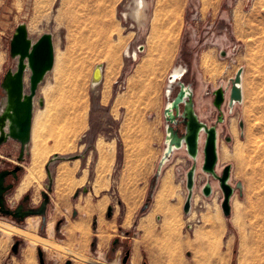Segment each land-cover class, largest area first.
<instances>
[{
	"label": "rangeland",
	"instance_id": "rangeland-1",
	"mask_svg": "<svg viewBox=\"0 0 264 264\" xmlns=\"http://www.w3.org/2000/svg\"><path fill=\"white\" fill-rule=\"evenodd\" d=\"M128 1L0 0V107L7 97L5 75L16 68L10 48L17 26L26 24L33 40L54 33L57 47L55 70L38 89L46 110H38L44 106L38 104L34 131L42 127L47 145L46 177L39 189L32 187L13 199L33 141L22 160L18 142L0 144V170L23 167L8 204L15 207L29 194V204L37 206L47 192L46 220L31 216L19 224L3 214L0 220L77 253L83 239L77 228L88 225L83 254L109 264H124L127 251L126 264H133L138 242V264H169L171 258L182 264H264V0H150L149 24L142 34L124 17ZM140 45L144 49L136 58L126 53ZM99 63L105 76L94 92L91 79ZM177 65L185 68L182 82L193 87L200 119L221 131L226 159L219 172L235 163L231 184L243 183V192L237 189L232 197L230 217L224 215L218 188L207 198L202 221H195L196 214L189 219L183 173L194 161L181 148L165 164V104L175 98L179 84L173 85L170 99L166 92ZM239 70L244 100L229 109ZM120 76L123 87L116 84ZM220 89L227 91L221 110L214 105ZM182 119L175 118L180 134L185 131ZM66 137L69 142L60 144ZM55 153L72 154L76 160L50 166L54 176L49 190L46 165ZM202 161L194 189L197 201L206 198V178L217 182L201 171ZM147 215L156 231L145 237L139 222ZM6 239L0 264H26L31 239L15 233ZM17 241L21 247L14 254ZM38 247L46 264H88L40 243L34 248V264H40Z\"/></svg>",
	"mask_w": 264,
	"mask_h": 264
},
{
	"label": "water",
	"instance_id": "water-1",
	"mask_svg": "<svg viewBox=\"0 0 264 264\" xmlns=\"http://www.w3.org/2000/svg\"><path fill=\"white\" fill-rule=\"evenodd\" d=\"M144 49V46H141ZM11 57L17 60V65L14 70H9L5 75L3 81V88L7 93L6 106L3 107V102L0 107V144L6 143L10 140L18 142L20 144V159H24L26 153L29 152V146L32 141V128L33 118L35 111V98L40 89V84L44 81L46 74H48L55 65V44L54 38L51 33H44L37 40H32L30 37L28 27L24 23H20L11 40L10 48ZM99 67L95 68L92 85L95 84V78L98 76ZM31 73L29 76V87L27 89L26 74ZM242 81V70H239L236 77L232 81V88L229 95V109H232L234 105L242 101L243 92L239 86ZM176 83H173V85ZM171 90L173 91V86ZM167 89V94L168 90ZM170 91V93L172 92ZM170 95V94H169ZM193 98V96L191 97ZM226 99L225 93L222 89L215 93L214 105L221 110L224 100ZM40 106L44 105V99L39 101ZM187 110V113L185 114ZM181 116L185 120V133L179 135V133L173 128H168L167 136V150L166 156L171 154L174 147L185 148L190 158L194 161L189 172L187 173V189L188 196L184 204V212L188 214L192 207V199L194 195V189L196 185V173L198 169L197 158L201 153L202 164L201 171L207 174L209 177H213L218 182V187L223 193L222 210L226 217H230L232 213L231 201L232 197L237 189L242 190V183L238 182L234 187L231 184V165L224 166L223 170L219 172V152L218 141L219 131L218 125H209L202 121L194 112V108L187 106ZM223 121V120H222ZM222 121H218L222 122ZM171 135V138L169 137ZM203 136V138H202ZM54 159V158H52ZM56 159V158H55ZM59 159V157H57ZM48 169L50 168L48 164ZM4 173H0V213L12 218L20 216L16 222L21 224L27 217L33 215H41L46 220V208L48 206L50 197L47 192H43V203L40 209L29 208L26 211L20 212L19 210H13L7 208L4 198V193L12 187L6 188L4 186ZM210 181V180H209ZM48 189L52 190V179L49 180ZM214 187L211 182H207L203 188V194L209 197L213 194ZM30 195H26V198ZM146 209V208H145ZM77 214L75 213V216ZM112 216V208L109 209L108 217ZM7 229L15 231V234L29 238L42 245L54 247L55 249L70 255L75 259L82 260L88 264H109L102 262L87 256H83L71 249L65 248L59 244H55L39 235L33 233H27L15 227L6 226ZM58 230V228H57ZM118 240L114 241V244ZM21 241H17L12 246L14 254H18ZM96 243L93 244V247ZM40 264H46L44 257V250L38 247ZM131 252L127 251L123 263L126 264L130 258ZM4 264H8L5 262ZM68 264H73L72 260H69Z\"/></svg>",
	"mask_w": 264,
	"mask_h": 264
},
{
	"label": "bare ground",
	"instance_id": "bare-ground-1",
	"mask_svg": "<svg viewBox=\"0 0 264 264\" xmlns=\"http://www.w3.org/2000/svg\"><path fill=\"white\" fill-rule=\"evenodd\" d=\"M150 9H151V1L150 0H129L128 1V4H127V7L125 8V11H124V17H125V19L127 21H129L130 23H132V27H134L140 34H142L143 32H146V29H147L148 24H149ZM52 34H53V37H54L55 50L57 52L55 35H54V33H52ZM31 38L33 40V36ZM125 49H124V51H125ZM141 50L142 49H141V45H140L139 47L135 46L132 50L131 49L130 50L128 49L126 51V53L130 57H135L136 58L138 56V51L141 52ZM56 60H57V56H56ZM56 60H55L54 68L49 73H51V72H53L55 70ZM0 61H1V58H0ZM16 65H17V60H16ZM97 66L99 67L98 76H97V78H95V82L96 83L93 84V86H92L94 92H96V90L98 88L97 87L98 84H100L103 81V78H104V65H102L100 63L97 64V65H95L93 71H95V68ZM185 73H186V71H185V68L183 66H178L177 65V66L173 67V69L171 70V72H170V74L168 76V80H169L168 83H169V85H168L167 89L170 88L168 90V95L170 94V91H172L171 88H172L173 83H178L180 87H182L184 85V83L182 82V78H183V75ZM29 74L30 73L26 74V77H25L26 83L28 82V79H29V76H30ZM93 74H94V72H93ZM46 76H45V79L42 82V84L44 82H46V80H47V77ZM91 82H92V79H91ZM239 86H240V88L242 89V92H243V99H242V101L239 102V103H241L244 100L243 79L239 83ZM26 87L28 89V84H27ZM223 92L226 94L227 91L223 89ZM192 96H193V90L192 89L191 90H188V89L183 88L182 91L178 94V96L174 98L175 103H171V100L172 99H170V100H168L166 102V106H165L166 114L169 115V117L171 118L172 117L173 110H174V107L177 106V105L179 106V104L182 103V104H184V107L185 108L187 106H189L190 108L193 107L195 114L200 118V115L197 113L196 106H194L195 100L193 98H191ZM41 98L42 97H41V95L38 92L37 95H36V98H35V111H34L33 128H32V141H33V143H31V147H30V158L28 160L29 161V165L26 168V171L24 173L25 175H23L22 179L20 180L19 185L17 186V188L13 192V199L14 200L15 199H18L25 191L29 190L32 187H34L36 189H39L41 187L42 181L46 177L45 176L46 175V172H45V168H44V165H45V163L47 161V153H46V149H47L46 146L47 145H46V141H44V139L42 137V134H41V131H40L42 127H40V130H39L38 133H36L34 131V124H35L36 112H38V110H42V111H45L46 110V104L43 107H41V109H38V104H39V101H40ZM6 100H7V98H5L3 100V107H2L3 109H4V106H6ZM192 101H193V103H192ZM169 111L171 112V114H169ZM186 113H187V110H186L185 114ZM220 118L221 119L218 120V121H222L223 120V117H220ZM34 132H35V135H34ZM169 137L171 138V135H169ZM56 140L57 141H60L61 140L60 141V144L61 143L62 144H65V143H68L69 142V138H67V137L64 138V139L62 138L60 140H58V138H57ZM80 155H81V157H84L83 153H80ZM74 156L75 155L68 154V153H61V154L55 153L51 157V159L47 162V165H46V170H47V174H48L49 180L52 179V176H54V175H53L52 168L50 167L48 169V167H47L48 164H49V166H52L54 163H57V162L67 161V160H76V159H73L72 158ZM57 157H59V159H57ZM52 158H54V159H52ZM198 158H197V161H199ZM61 168L63 169V167H61ZM198 170H199V168H198ZM59 171H60V168H59ZM209 180H208V182H211ZM164 182L165 181L163 180L162 184H164ZM166 184L167 183L165 182L164 186H166ZM213 187H214V185H213ZM160 188H162L161 185H160ZM163 189H164V187H163ZM214 190H216L215 187H214ZM194 195H193V199H192V207H191V210H190V212L188 214H185V215H189L188 218L190 219V217L192 215L196 214L195 221H197V222L200 221L201 222L202 221V217H200V214L208 206L207 205L208 204L207 203V201H208L207 198L208 197L205 196L206 198L199 199L197 201V197L196 196L194 197ZM187 196H188V192H187ZM186 199H187V197H186ZM12 202H13V200H12ZM159 220L160 219L158 218V221ZM149 222H150V218H149L148 215L145 216V217H143L140 220V222H139V228H140V230L144 231L145 237H146V235H148V233H151L154 230L156 231V229H155L156 227L155 226L148 225ZM164 224L161 225V229H165V228H162V227H164V226L166 227L167 226V224H165V225ZM169 224H170V222H169ZM6 226H10L11 228L12 227H15L16 229H20L22 231H25L24 229L18 228L16 226H12L9 223L0 220V257H1V255H3L4 250L6 248V243H7V239L6 238H9L13 233H15V231H11L10 229H7ZM171 227L173 228V225H171ZM49 228H50V231L51 232L54 231V228L52 226L49 227ZM77 229H80L82 231V238H83L82 239V243H81V250H79L78 253H80L81 255L85 256L83 254V252L85 250V244H86V241H87V237L90 235V231H89L88 225L87 226L86 225H80V226H78ZM26 232L27 233H31L28 230ZM169 232H170V230H169ZM47 240H49V239H47ZM101 240H102L101 241V244H104V235H102V239ZM30 241H32V243H30V245H29V246H31V248L28 249L27 252L25 253V256H26V261L25 262H26V264H34V262H33V260H35V259H33L34 248H35V245L37 243L39 244V242H36L34 240H30ZM139 245H140V242H138L137 245H136V250H135V253H134L133 259H132L133 264H138V261H139V259H138L139 258V252H138ZM152 245H153V243H152ZM48 247H50V246H48ZM65 247L68 248V249H70L69 246H65ZM52 248H54V247H52ZM228 248H229V246H228ZM158 249H157V253L159 252ZM225 259H227V258H225ZM177 260H174L173 258H171L169 264H182L181 262H178ZM223 261H224V259H223Z\"/></svg>",
	"mask_w": 264,
	"mask_h": 264
},
{
	"label": "flooded vegetation",
	"instance_id": "flooded-vegetation-1",
	"mask_svg": "<svg viewBox=\"0 0 264 264\" xmlns=\"http://www.w3.org/2000/svg\"><path fill=\"white\" fill-rule=\"evenodd\" d=\"M184 76H185V74L183 75V77ZM183 88L188 89V90H191V89L193 90V87L191 85H187V84L184 83V85L182 87H179L178 93H177V95L175 97L178 96V94L182 91ZM171 103H175L174 99L171 100ZM192 103H193V101H192ZM195 104H196V102L194 103V106H196ZM165 106H166V104H165ZM184 108H185L184 104H182V103H180L179 106L178 105L175 106L171 118L173 120H175V118L178 116V114L182 115V113L184 111ZM169 114H171L170 111H169ZM22 170H23V167L20 164H15L12 167L4 168V169L0 170V173H4L5 174V176H4V186L6 188L12 187V189H10V190H8V191H6L4 193V198L6 200L5 201L6 207L7 208H12L13 210H19L20 212H23V211L27 212V210L29 208H38V209H40L42 207V204L37 205V206L31 205V204H29L30 197L26 198V196L23 197L21 202H19L15 207H13L10 204H8V197L11 194L12 190L14 189L17 181L19 180L20 173L22 172ZM0 215H1V213H0ZM33 216H38V215H33ZM30 217H27V218H30ZM9 218H11V217L9 216ZM20 218L21 217L18 216V217L12 218V219L16 222Z\"/></svg>",
	"mask_w": 264,
	"mask_h": 264
},
{
	"label": "built area",
	"instance_id": "built-area-1",
	"mask_svg": "<svg viewBox=\"0 0 264 264\" xmlns=\"http://www.w3.org/2000/svg\"><path fill=\"white\" fill-rule=\"evenodd\" d=\"M119 82H122V79H121V76H120V78H118L117 79V81H116V84H119L120 86H122L123 87V83H119ZM99 85V84H98ZM93 86V85H92ZM98 87V86H97ZM93 89V88H92ZM173 92V91H172ZM172 92L170 93V95H168L167 94V92H166V95H167V97L170 99V97H171V95H172ZM177 117H180V118H182L181 116H177ZM166 118H167V123H168V125H167V131H168V128H173L174 130H176L175 128H174V126L177 124L176 123V121L175 120H173V119H171L167 114H166ZM184 121V122H183ZM182 122L183 123H185V120L184 119H182ZM178 133H179V131L178 130H176ZM185 133V131L183 132V133H179V135L181 136V135H183ZM168 134V133H167ZM168 136V135H167ZM167 139V138H166ZM178 149H181V148H176V147H174V149H173V151H172V153L173 152H175L176 150H178ZM182 149H184L185 151H186V149L185 148H182ZM166 150H167V141H166V143H165V151H164V159H165V164L168 162V160H169V158H170V156H171V154H169V155H167L166 156ZM187 152V151H186ZM77 156H80L81 157V155L80 154H78ZM164 162V161H163ZM178 171H180V172H182L181 170H180V168H178L177 169ZM187 173H188V171H185L184 173H183V175H184V181H186V176H187ZM183 178V177H182ZM191 223H193V224H189V226L192 228V226L195 224V222H191Z\"/></svg>",
	"mask_w": 264,
	"mask_h": 264
},
{
	"label": "crops",
	"instance_id": "crops-1",
	"mask_svg": "<svg viewBox=\"0 0 264 264\" xmlns=\"http://www.w3.org/2000/svg\"><path fill=\"white\" fill-rule=\"evenodd\" d=\"M104 76H105V68H104ZM197 110V109H196ZM197 113H198V111H197ZM199 114V113H198ZM218 131H219V141H218V152H219V162H218V168H220V166L222 165V164H225L224 163V159H226L225 157H222V154H221V148H220V143H221V140H220V133H221V131H220V129H218ZM202 138H203V136H202ZM200 154H201V152H200ZM202 156H200L199 155V161L201 162L202 161V158H201ZM226 162V161H225ZM228 165H230V164H228ZM226 166V165H225ZM232 166V170H231V182H232V177L234 176V172H235V170H236V164L234 163L233 165H231ZM199 170H200V168H199ZM198 173H200V171L198 172L197 171V174H196V176H198ZM206 180L208 181V179L206 178ZM240 183H242V182H240ZM213 185H214V187L216 188V190L218 189V182H214V183H212ZM242 189H244V186H243V183H242ZM215 190V191H216ZM242 192H243V190H241ZM240 191V193L242 194V192Z\"/></svg>",
	"mask_w": 264,
	"mask_h": 264
}]
</instances>
